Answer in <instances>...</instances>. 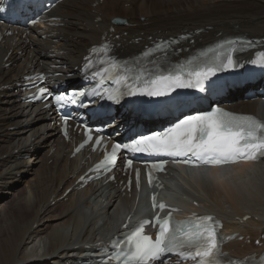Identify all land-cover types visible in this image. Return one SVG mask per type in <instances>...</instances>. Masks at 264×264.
<instances>
[{"label":"bare ground","instance_id":"bare-ground-1","mask_svg":"<svg viewBox=\"0 0 264 264\" xmlns=\"http://www.w3.org/2000/svg\"><path fill=\"white\" fill-rule=\"evenodd\" d=\"M120 11L136 17L135 27L122 29L126 36L117 28L113 34L118 35L114 40L118 51L127 53L137 52L146 43V36L157 31L173 35L180 30L202 29L205 34L193 36L202 43L215 40L219 33L264 36V0H64L50 15L60 18L64 27L43 26L38 33L29 34L18 30L16 37L3 39L5 43H0V49L6 46L12 51L10 60L18 52L22 63L30 68L56 65L57 60L72 68L88 46L109 33L111 18L120 16ZM55 39L57 42H53ZM135 40L143 42L135 45ZM2 55L0 86L14 81L21 72L19 68L2 71ZM232 107L264 118V103L259 101L236 99ZM9 127L16 130L10 132ZM39 140L46 141L47 151L37 154ZM67 148L53 130L47 131L43 117L31 119L24 115V106L10 94L0 97V201L2 197H12V201L0 206V264H75L78 258L96 249V243L107 231L116 227V215L123 213L126 218L137 213L139 199L135 205L134 196L123 197L114 188L102 202L98 201L101 196L96 188L72 192L66 201L60 200L78 168V163L65 153ZM16 156H31L34 160L15 161ZM18 172L27 175L15 184L13 178ZM168 182L169 190L172 183L176 184L181 195L200 202L222 218L227 231L253 239L262 233L264 207H257L264 203V163L240 165L232 171L221 168L180 175L173 171ZM91 196L99 206L96 214L88 200ZM183 206L181 203L180 207ZM245 216L250 219L241 222ZM102 217L106 221L100 230L96 229V219ZM228 248L239 256L254 251L252 245L244 242H233Z\"/></svg>","mask_w":264,"mask_h":264},{"label":"snow or ice","instance_id":"snow-or-ice-1","mask_svg":"<svg viewBox=\"0 0 264 264\" xmlns=\"http://www.w3.org/2000/svg\"><path fill=\"white\" fill-rule=\"evenodd\" d=\"M227 43L231 44L233 41ZM219 47L222 48L223 45ZM210 51L215 52V56L210 61L196 58L198 63L195 67L186 68L180 65L179 69L158 70L149 74L147 78L142 71L129 76L128 73L132 69L127 66V62L121 66L115 60L110 59L111 67L119 71L109 79L114 78L117 83L125 86L126 91L120 93L121 96H132L139 92L150 97H160L178 88L203 89L205 81H209V78L214 77L223 69L237 66V62L231 55L221 60L219 51L216 49H210ZM201 56H206V53H201ZM261 57L260 62L264 64V54H261ZM85 60L91 63L88 57H85ZM256 62L253 61V63ZM188 64L192 65L193 61H188ZM102 70L107 72L109 69ZM130 80L133 83H129ZM141 84L143 88H140ZM39 92L43 98L50 95L48 89L44 87L40 88ZM94 94L95 90L92 93L73 90L68 94L56 95L54 98L57 102L76 103L75 96L85 97ZM109 99L117 100L118 96L110 94ZM67 120L68 117H65V123ZM96 142L100 143V140L97 139ZM121 147L133 153L191 156L196 160L211 164L235 162L236 159L255 160L264 157V122L249 116H236L221 108L212 107L208 111L183 117L166 131L139 135L124 145L115 144L112 154L114 155ZM108 162L109 157L106 156L101 164ZM184 162L189 161L186 159ZM131 164L132 160L129 159L127 166ZM153 167L163 170V164L153 165ZM81 179L83 180L84 177ZM151 179L150 174V184ZM137 186H139V170H137ZM157 207L164 210L166 206L163 203L157 205L155 196H153V208ZM171 211H176V209H171L170 213ZM170 213L163 220L159 216L154 219V226L159 228L154 241L149 236L143 235V224H141L127 240V243L131 245L129 252L122 257H109V261L122 259V264H156L158 261H163L168 254H176L181 259H191L194 264H223L221 260L223 254L220 251L222 238L216 231L219 225L214 217L193 215L186 220L174 222ZM120 251L123 253L122 249ZM228 264H245V261L229 260Z\"/></svg>","mask_w":264,"mask_h":264},{"label":"rangeland","instance_id":"rangeland-1","mask_svg":"<svg viewBox=\"0 0 264 264\" xmlns=\"http://www.w3.org/2000/svg\"><path fill=\"white\" fill-rule=\"evenodd\" d=\"M217 3H219L220 4V2H218L217 1ZM121 13H119V15L120 16H123L124 14V12L123 11H120ZM129 14H127V16H128ZM47 149V148H46ZM43 151H44V149H43ZM47 150H45V152H46ZM20 187H22V185L21 186H19V188L16 190V196H17V193H19L20 192V190L19 189H21ZM10 199H12V197H10L9 199L7 198V197H2V200L0 201V206H2V205H6L9 201H12V200H10ZM18 199V197L15 199V200H17ZM103 201V200H102ZM89 202H90V204L91 205H94V203H93V199H91V200H89ZM96 203H97V201H96ZM262 207H264V203H262V205H261V207H257L258 209H261ZM24 215H26V213H24ZM101 223H102V221L101 220H97V222L95 223V228L96 229H101V228H99L100 227V225H101ZM98 230V231H99Z\"/></svg>","mask_w":264,"mask_h":264}]
</instances>
